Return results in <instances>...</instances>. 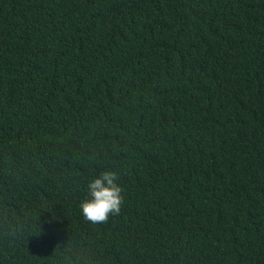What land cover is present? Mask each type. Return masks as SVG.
Instances as JSON below:
<instances>
[{
    "label": "trees",
    "instance_id": "1",
    "mask_svg": "<svg viewBox=\"0 0 264 264\" xmlns=\"http://www.w3.org/2000/svg\"><path fill=\"white\" fill-rule=\"evenodd\" d=\"M0 264H264V0H0Z\"/></svg>",
    "mask_w": 264,
    "mask_h": 264
},
{
    "label": "clouds",
    "instance_id": "2",
    "mask_svg": "<svg viewBox=\"0 0 264 264\" xmlns=\"http://www.w3.org/2000/svg\"><path fill=\"white\" fill-rule=\"evenodd\" d=\"M118 179L115 171L105 170L89 182L90 198L80 204L85 219L92 223H106L109 215L119 214L124 197Z\"/></svg>",
    "mask_w": 264,
    "mask_h": 264
}]
</instances>
